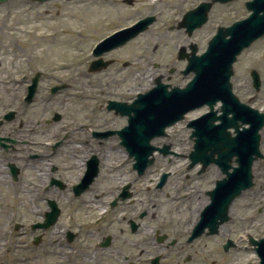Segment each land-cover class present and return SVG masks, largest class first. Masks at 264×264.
<instances>
[{"label":"flooded vegetation","instance_id":"obj_1","mask_svg":"<svg viewBox=\"0 0 264 264\" xmlns=\"http://www.w3.org/2000/svg\"><path fill=\"white\" fill-rule=\"evenodd\" d=\"M200 29L191 35L182 30L186 39L174 57L152 64V84L157 79L179 88L187 83L191 75H183L186 62L181 58L192 54L193 44L199 53L195 41ZM131 41L76 67L51 65L53 59L69 57L34 62L28 56L26 63L19 62L12 67L14 73L7 74L10 84L0 88V168L16 187L14 231L29 236L33 253L41 246L43 256L49 255L47 246L57 245L80 264H196L198 243L212 244V236L206 234L191 239L198 215L186 227L181 220L182 180L176 170L180 164L172 162V157H183L178 153L179 141L166 134L162 138L166 141L156 146L162 151L156 156L166 159L165 169L154 167V162V168L143 171L122 144L120 133L128 117L116 103L126 104L127 111L142 89L134 94L131 83L114 84L104 97L100 84L87 81L104 71L129 69L130 60L111 53ZM94 63L107 67L92 71ZM79 67L82 72L77 77ZM184 168L189 173L183 180L191 172L198 174L196 166L186 163ZM251 189L233 202L220 229L227 230V236L235 231L239 240L244 241L246 232L262 238L256 235L263 222L249 210L251 200L257 199L256 191L247 193ZM184 191L188 197L183 200L191 199L192 190ZM238 200L242 203L235 207ZM194 211L198 212L196 206ZM225 239L228 251L237 247L233 239Z\"/></svg>","mask_w":264,"mask_h":264},{"label":"rangeland","instance_id":"obj_2","mask_svg":"<svg viewBox=\"0 0 264 264\" xmlns=\"http://www.w3.org/2000/svg\"><path fill=\"white\" fill-rule=\"evenodd\" d=\"M125 1L84 0V3L86 2L88 6L82 10L87 11L98 7L101 11L99 16L96 18L80 16V27L75 29L73 35L66 36L65 42L54 41L43 43L40 46L45 51H49L52 48L56 52L55 54L39 56L32 53L38 50L36 47V49H33L36 43H34L32 36H8L5 34L4 25L17 23L18 17L16 14L18 13H21L20 22L24 16H27L32 21L38 11L43 16L48 14L54 17L59 14L69 15L72 6L70 2L68 0H6L0 3V65L2 66L0 70V88L3 85L10 84L11 79L7 74L14 73L12 67L20 65L19 62L26 63V57L28 56H32L31 58L34 62L46 58L53 59L52 57H69L60 60L53 59L51 60V65L65 67L73 64L76 67L78 63L90 59L95 45L110 36L114 32L113 30L131 26L138 20L153 16L156 21L148 30L139 34L127 46L111 53L116 58L130 60L131 66L129 69L120 73L116 70H108L94 74L87 79L89 82L101 85L100 89L105 93L104 97H106L105 90L107 88H113L114 84H125L124 82L131 83L134 94L138 89H142V92H144L146 88H150L152 85L151 77L155 72L151 68L152 64H162L171 60L170 57H174L176 48L184 44L186 37L183 35L182 30L172 29V27H176L183 13L196 5L197 1L161 0L153 3L154 0H127L129 4ZM245 1L239 0L228 5L216 4L213 6L209 13L207 24L196 33L198 38L195 42L199 46V54L205 50L206 41L212 38L217 27L227 26L248 15L244 7ZM191 40L195 39L192 38ZM251 70H256L261 78V89L257 93L252 87ZM81 72L82 68L79 67L74 75L78 77ZM231 83L234 94L237 95L241 102L264 113V37L257 40L240 55L234 65V75ZM126 87L123 86V88ZM101 99H103V96ZM1 110L0 105V115ZM207 110V107H203L187 114L182 122L167 131L171 138H176L177 142L179 141L181 148L178 153L183 156L180 158L172 157V162L180 164L178 168L176 167V170L177 173L181 174L182 180L179 189H181L180 196L182 197V203H184L181 220L185 227L187 223L194 222L202 208L209 203V198L205 195L206 190H211L214 182L222 178L220 170L212 165L203 174L199 175L191 172L189 179L183 180L185 175L189 173L184 168V165L189 163L186 157L193 146V142L190 140L191 130L187 128V123L203 115ZM260 134V150L264 155V128ZM165 141L166 139H158L153 142V145L159 146ZM2 158V153H0V163L3 162ZM160 158H156L154 167L160 166L165 169L166 159ZM154 167L152 166L151 169ZM0 172L2 173L0 175V264H80V261L71 259L70 253L57 245L47 246V250L51 252L49 255L43 256L44 248L41 246L36 249V253H33L29 236H17L13 228L14 219L12 218L16 210V199L15 193L12 194L10 192V184H13V182L6 178L3 169L0 168ZM217 173L219 174L218 178L214 177ZM253 175L255 186L247 193L251 196L252 192L256 191L257 199L251 200L252 206L249 210H252L255 215H259L263 222L262 230L256 236L264 237V159L258 160L254 164ZM186 189L192 190L189 193L191 199L183 200L184 196L188 197L184 191ZM241 203L242 201L238 200L235 207ZM195 206L200 209L199 212L194 211ZM5 207L6 209H4ZM226 234H228L227 230H220L219 235H213L210 239L212 244L207 241L205 247V241L199 242L196 264H256L258 262L256 254L252 250H248L247 245L245 248L242 247L246 244L245 238L244 241L239 240L242 238L235 231L231 232L229 236ZM225 238H231L237 244L235 249H231L226 254L222 251V245L226 241ZM34 256L36 259H34Z\"/></svg>","mask_w":264,"mask_h":264},{"label":"water","instance_id":"obj_3","mask_svg":"<svg viewBox=\"0 0 264 264\" xmlns=\"http://www.w3.org/2000/svg\"><path fill=\"white\" fill-rule=\"evenodd\" d=\"M233 1L237 0L201 3L185 15L179 28H186L191 33L206 23L213 4ZM245 8L249 15L228 27H219L202 55L196 56V48L193 49L183 73L193 72L195 76L184 89L167 91V86L157 80V87L138 96L127 112L129 126L124 129L122 143L137 163L147 165L153 162V159H149L155 150L150 145L153 138L163 136L165 128L182 120L189 111L204 105L209 107L208 113L188 125L194 129L193 136L196 137L189 159L193 164L201 163L202 171L215 164L226 177L217 181L215 189L209 193L210 204L201 213L194 236L200 235L206 228L209 234H217L218 228L227 219L233 200L253 185V163L264 158L259 149L264 113L241 103L233 94L230 82L237 57L264 37V0H248ZM154 21V17H146L131 28L114 34L98 45L94 55L125 44L144 32ZM251 78L258 92L261 86L259 74L253 70ZM217 103H221L220 115L214 110ZM230 129L234 130L235 136L231 135ZM234 158L236 167L231 164ZM258 245L260 264H264V239Z\"/></svg>","mask_w":264,"mask_h":264},{"label":"bare ground","instance_id":"obj_4","mask_svg":"<svg viewBox=\"0 0 264 264\" xmlns=\"http://www.w3.org/2000/svg\"><path fill=\"white\" fill-rule=\"evenodd\" d=\"M72 5L70 8V14H59L57 17L48 14L43 16L40 11L36 13V17L29 20L27 16L22 17L20 22L19 17H21V13L16 14L17 23L13 25L7 24L4 25V29L6 30V35L14 36V37H26L32 36L34 39L35 46L33 49L38 48L32 52L35 55H48L52 53H56L52 48L49 51H45L43 47H40L43 43L48 42H65L66 36H71L75 33V29L79 28V17L85 16V18L90 17H98L100 14V9L95 7L91 10L83 11V8H87L86 2L84 0H68ZM161 0H154L153 3H156ZM92 23V22H91ZM41 43V44H40ZM36 47V48H35ZM2 173L0 172V175ZM214 175V174H213ZM214 177L218 178L219 174H215ZM10 192L15 193V185L10 184ZM1 199V198H0ZM13 200V198H12ZM14 201V200H13ZM14 203V202H13ZM12 203V204H13ZM205 205V204H204ZM6 209V207L4 208ZM3 209V211H4ZM192 225V224H191Z\"/></svg>","mask_w":264,"mask_h":264}]
</instances>
